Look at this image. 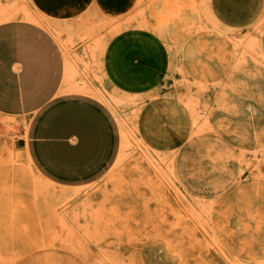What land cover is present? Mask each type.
<instances>
[{"label":"rangeland","instance_id":"374dc122","mask_svg":"<svg viewBox=\"0 0 264 264\" xmlns=\"http://www.w3.org/2000/svg\"><path fill=\"white\" fill-rule=\"evenodd\" d=\"M36 4L0 0V264H264V0ZM120 32L162 52L139 84L107 74ZM66 96L115 131L79 182L47 175L20 137Z\"/></svg>","mask_w":264,"mask_h":264},{"label":"crops","instance_id":"0c3cea01","mask_svg":"<svg viewBox=\"0 0 264 264\" xmlns=\"http://www.w3.org/2000/svg\"><path fill=\"white\" fill-rule=\"evenodd\" d=\"M57 1L67 2V12L74 16L84 13L91 3V0ZM126 1L94 0V5L103 13H117ZM34 2L41 9L53 10L47 4L54 0ZM132 35L120 32L115 36L114 42L117 41L120 49L111 53V59L116 60L114 65H109L107 73L114 83L123 86L143 81L145 63L158 66L162 61L160 48L151 40L139 36L132 39ZM123 73L138 78L132 81ZM20 137L38 166L50 177L64 182H79L98 174L112 157L115 147V131L108 114L99 103L83 96L57 98Z\"/></svg>","mask_w":264,"mask_h":264},{"label":"bare ground","instance_id":"6f19581e","mask_svg":"<svg viewBox=\"0 0 264 264\" xmlns=\"http://www.w3.org/2000/svg\"><path fill=\"white\" fill-rule=\"evenodd\" d=\"M13 12V11H12ZM29 12V11H28ZM1 14V13H0ZM28 14V16H30L29 15V13H27ZM2 15H3V13L1 14V17H2ZM12 15V14H11ZM10 17V16H9ZM3 18V17H2ZM5 19H6V16H5ZM24 19V18H23ZM28 18H26V19H24V20H27ZM3 20V19H2ZM33 20H35V18L33 19ZM33 20H30V21H33ZM1 21V20H0ZM39 22L37 21V23L36 24H38ZM40 24V23H39ZM41 26V25H40ZM47 27V26H46ZM52 34V33H51ZM53 35V34H52ZM53 37H54V35H53ZM78 81V80H77ZM79 85V84H78ZM77 86V85H76ZM75 86V87H76ZM76 88H78V87H76ZM75 88V89H76ZM66 89H67V87H66ZM78 89H76V91H77ZM79 92V91H78ZM82 92V91H81ZM92 96V95H91ZM28 159V158H27ZM28 162V161H27Z\"/></svg>","mask_w":264,"mask_h":264}]
</instances>
